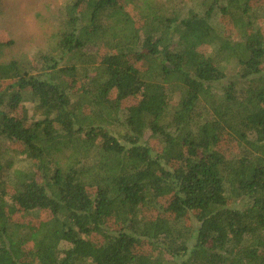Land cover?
Masks as SVG:
<instances>
[{"label":"trees","instance_id":"16d2710c","mask_svg":"<svg viewBox=\"0 0 264 264\" xmlns=\"http://www.w3.org/2000/svg\"><path fill=\"white\" fill-rule=\"evenodd\" d=\"M63 2L49 54L0 38V264H264V0Z\"/></svg>","mask_w":264,"mask_h":264},{"label":"rangeland","instance_id":"374dc122","mask_svg":"<svg viewBox=\"0 0 264 264\" xmlns=\"http://www.w3.org/2000/svg\"><path fill=\"white\" fill-rule=\"evenodd\" d=\"M64 0H0V38L4 41L12 40V45L5 50L3 60L11 58H24L26 60H38L39 55L49 54L52 44V36L60 22ZM218 17L216 26L220 32L230 38H236L233 27L226 20ZM264 32V20L261 23ZM236 65L226 66L228 80L237 78ZM227 80L224 84H227ZM31 117L41 119L42 113L36 111L35 103H26ZM116 132V131H115ZM122 131H118L121 134ZM227 139V138H226ZM8 144V145H6ZM222 148L227 155L236 154L240 148H234L232 139H227ZM3 159L6 161V169L32 168L30 162L18 154L17 148H12L9 142L2 148ZM50 216L49 211L34 210L24 217L28 226L37 227L39 223ZM199 223L194 222L197 227ZM71 245L67 242L61 244L62 249H68Z\"/></svg>","mask_w":264,"mask_h":264}]
</instances>
